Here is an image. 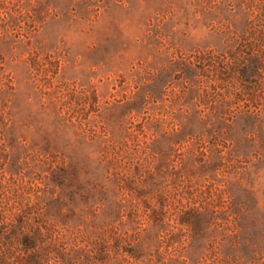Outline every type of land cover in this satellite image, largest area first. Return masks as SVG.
<instances>
[{"label": "rangeland", "instance_id": "rangeland-1", "mask_svg": "<svg viewBox=\"0 0 264 264\" xmlns=\"http://www.w3.org/2000/svg\"><path fill=\"white\" fill-rule=\"evenodd\" d=\"M256 17L264 35V0H0L6 261L264 264V90L243 89L256 52L228 57Z\"/></svg>", "mask_w": 264, "mask_h": 264}, {"label": "trees", "instance_id": "trees-1", "mask_svg": "<svg viewBox=\"0 0 264 264\" xmlns=\"http://www.w3.org/2000/svg\"><path fill=\"white\" fill-rule=\"evenodd\" d=\"M257 17L250 22V25L246 29V31L242 34L240 37V40L238 43L234 46V49L231 50L228 54V57L232 59H237L240 55L243 56L246 54L247 51H250V54L252 52H256V55H252L250 58L244 59L242 62V66L240 68V74L242 81L246 82L243 84L244 90H250L251 88L247 83L250 82L248 78L255 76L258 90H264V49L262 50L257 45V37H262L260 39H263L264 35L259 29V23L257 22ZM255 39V40H254ZM257 50V51H256ZM242 58V57H241ZM244 58V57H243ZM246 60V61H245ZM30 64L32 67H35L39 64V61L37 58H32L30 61ZM59 60L54 59L52 68L53 73L56 74L59 68ZM25 248H28L30 245L28 243L23 244ZM3 252L0 251V260L3 262V264H11L10 261H6L8 259V251H5V248L3 249Z\"/></svg>", "mask_w": 264, "mask_h": 264}]
</instances>
